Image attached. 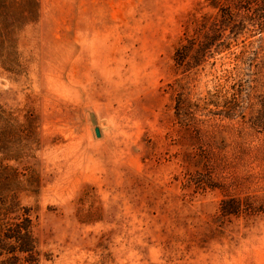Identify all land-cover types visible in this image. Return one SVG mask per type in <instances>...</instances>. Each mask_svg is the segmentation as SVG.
I'll list each match as a JSON object with an SVG mask.
<instances>
[{"label": "rangeland", "instance_id": "374dc122", "mask_svg": "<svg viewBox=\"0 0 264 264\" xmlns=\"http://www.w3.org/2000/svg\"><path fill=\"white\" fill-rule=\"evenodd\" d=\"M38 3L0 58V196L39 264H264V31L184 72L209 0Z\"/></svg>", "mask_w": 264, "mask_h": 264}, {"label": "trees", "instance_id": "16d2710c", "mask_svg": "<svg viewBox=\"0 0 264 264\" xmlns=\"http://www.w3.org/2000/svg\"><path fill=\"white\" fill-rule=\"evenodd\" d=\"M210 5L218 10L213 17L204 16L175 51L177 68L183 70L198 69L217 53L230 48L228 39L248 23L257 27L253 30L264 31V0H209ZM39 15L38 0H0V58L14 42L13 30L27 21L37 20ZM237 21V24H236ZM8 58L4 59L6 62ZM3 61V60H2ZM214 103V102H213ZM209 104V103H207ZM217 114L232 118L233 108ZM252 126L264 131V97L262 108L252 120ZM33 217L30 207L21 206L17 195L0 196V264H39L41 251L33 235Z\"/></svg>", "mask_w": 264, "mask_h": 264}]
</instances>
